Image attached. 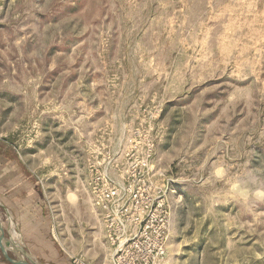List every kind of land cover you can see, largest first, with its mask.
<instances>
[{
  "label": "rangeland",
  "instance_id": "obj_1",
  "mask_svg": "<svg viewBox=\"0 0 264 264\" xmlns=\"http://www.w3.org/2000/svg\"><path fill=\"white\" fill-rule=\"evenodd\" d=\"M104 172L166 192L167 264H264V0H0V234L27 181L68 264L111 261Z\"/></svg>",
  "mask_w": 264,
  "mask_h": 264
},
{
  "label": "built area",
  "instance_id": "obj_2",
  "mask_svg": "<svg viewBox=\"0 0 264 264\" xmlns=\"http://www.w3.org/2000/svg\"><path fill=\"white\" fill-rule=\"evenodd\" d=\"M97 180L93 202L103 212L113 247L111 263L167 264L170 212L166 192L143 197L130 183L112 181L105 172Z\"/></svg>",
  "mask_w": 264,
  "mask_h": 264
},
{
  "label": "crops",
  "instance_id": "obj_3",
  "mask_svg": "<svg viewBox=\"0 0 264 264\" xmlns=\"http://www.w3.org/2000/svg\"><path fill=\"white\" fill-rule=\"evenodd\" d=\"M6 189L10 190L11 201L1 203L7 213H9L12 217L11 225H15L19 228L22 243H25L27 250L22 246L21 242H16L11 238V240L17 244V247L15 248L23 251L22 253L28 258V261L33 264H48V261L51 260H53L52 263L68 264L69 262L67 261V258L62 255L64 253L61 252L62 247L60 243H58L53 237V229L55 228L56 221L53 218V215H45V213L48 212V205H46V201L38 198L41 197L39 193L40 190H37L36 188L38 191V197H33L29 182L21 181L18 183L13 179L8 181V183L6 182ZM32 197L34 199H32ZM96 214L98 216L96 217L98 229L94 231V225L92 224L89 226L90 229H85L84 235L82 237L80 236L82 244H98V247L100 246V250L109 251L111 248L109 247V241L105 240L107 237L104 232V222L101 217L102 215L98 213ZM89 220H91V218H89ZM90 237L92 239L91 241L89 239ZM71 238L74 240L73 236H71ZM75 241L79 243V238ZM25 252H29L28 254L30 257L26 255ZM1 263L2 262H0V264ZM89 264L112 263L109 260H102L101 263Z\"/></svg>",
  "mask_w": 264,
  "mask_h": 264
},
{
  "label": "water",
  "instance_id": "obj_4",
  "mask_svg": "<svg viewBox=\"0 0 264 264\" xmlns=\"http://www.w3.org/2000/svg\"><path fill=\"white\" fill-rule=\"evenodd\" d=\"M0 230H2V226L1 225H0ZM8 244L11 245V246L17 247L16 242L12 241L11 239L6 240L5 237L3 236V234H0V249H2L5 253L7 252ZM25 253H26V255H28L30 257V255L27 252H25ZM6 257H7L8 260L13 262L14 264H29V263H27L25 261L13 259V258L9 257L7 254H6Z\"/></svg>",
  "mask_w": 264,
  "mask_h": 264
},
{
  "label": "bare ground",
  "instance_id": "obj_5",
  "mask_svg": "<svg viewBox=\"0 0 264 264\" xmlns=\"http://www.w3.org/2000/svg\"><path fill=\"white\" fill-rule=\"evenodd\" d=\"M23 252V251H22Z\"/></svg>",
  "mask_w": 264,
  "mask_h": 264
}]
</instances>
